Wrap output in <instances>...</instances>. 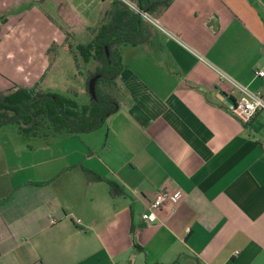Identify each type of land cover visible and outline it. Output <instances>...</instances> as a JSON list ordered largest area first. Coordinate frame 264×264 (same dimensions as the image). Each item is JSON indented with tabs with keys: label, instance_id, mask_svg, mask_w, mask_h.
<instances>
[{
	"label": "crops",
	"instance_id": "crops-1",
	"mask_svg": "<svg viewBox=\"0 0 264 264\" xmlns=\"http://www.w3.org/2000/svg\"><path fill=\"white\" fill-rule=\"evenodd\" d=\"M25 1L0 0V91L39 82L35 57L69 34L141 43L118 46L119 108L103 127L26 139L12 162L0 145V264H264V113L245 123L218 98L221 74L264 97V0L144 1L163 30L118 0L9 13ZM164 187L183 200L145 222Z\"/></svg>",
	"mask_w": 264,
	"mask_h": 264
},
{
	"label": "trees",
	"instance_id": "trees-1",
	"mask_svg": "<svg viewBox=\"0 0 264 264\" xmlns=\"http://www.w3.org/2000/svg\"><path fill=\"white\" fill-rule=\"evenodd\" d=\"M144 1L147 0H136V4L147 12ZM171 1L160 0V3L166 6ZM117 2L124 5L120 1ZM68 38L72 39L70 35H67L66 39ZM123 43L136 45L141 42L127 37L97 38L88 44L75 46L76 53H73V58L76 63L78 56L84 64L91 61L98 63L96 70L90 73L86 81V90L89 93L90 79L100 75L96 82V99L90 96L87 103H80L75 94L72 96L71 93L44 92L41 81L32 87L14 85L8 91H0V130L6 126H15L17 132L26 139L51 141L91 133L103 127L106 120L119 108L116 81L123 71V65L118 46ZM71 46L69 42L66 45L67 49ZM96 179L100 181L102 178L98 176ZM109 186L111 195L116 196L118 187L111 182Z\"/></svg>",
	"mask_w": 264,
	"mask_h": 264
},
{
	"label": "rangeland",
	"instance_id": "rangeland-1",
	"mask_svg": "<svg viewBox=\"0 0 264 264\" xmlns=\"http://www.w3.org/2000/svg\"><path fill=\"white\" fill-rule=\"evenodd\" d=\"M32 6L41 8L31 0H28L22 2L15 11L10 10L9 13L22 14L24 11H28ZM2 18L0 17V20ZM15 41L20 47H22L25 42L24 39H16ZM58 41L59 43L55 40L53 42H48L46 46L49 45V49L45 54L43 53L35 57L37 60L36 62H43L45 63L43 66L47 67L43 72L42 70L35 72L36 76L40 77L39 80L42 84L41 88L46 92L53 91L61 94L71 93L72 96L75 94V98L80 103H87L90 99V95L86 90V81L90 73L96 70L98 63L96 61H91L89 64H84L79 56L78 63L75 62L73 58V53H76L75 46L82 40L65 38L63 40L58 39ZM88 41L89 39L84 40V42ZM38 42L39 41H37V43ZM68 42L71 43L72 46L67 49L66 45ZM24 140H26V138L17 132L15 126H6L0 130V145L7 150L6 152L10 162L13 160L10 146L22 144ZM31 142L37 144L38 140L33 139L28 143L32 145Z\"/></svg>",
	"mask_w": 264,
	"mask_h": 264
},
{
	"label": "built area",
	"instance_id": "built-area-1",
	"mask_svg": "<svg viewBox=\"0 0 264 264\" xmlns=\"http://www.w3.org/2000/svg\"><path fill=\"white\" fill-rule=\"evenodd\" d=\"M118 1L122 2L146 22L163 30L162 26L158 24L148 12L141 9L135 2L131 0ZM254 75L257 78H264V66L257 68L254 71ZM221 78L222 82H226L230 86L226 94L234 100V104L229 107L233 116L247 123L257 114L264 113V97L261 92H253L226 75L221 74ZM183 198L184 193L180 190L171 191L166 187L162 188L149 204L147 211L142 215V219L147 223L156 222L158 219L157 214L159 212L166 207H174L178 205ZM78 223H80V221H78ZM49 224L54 225L56 224V221L54 219H50Z\"/></svg>",
	"mask_w": 264,
	"mask_h": 264
},
{
	"label": "water",
	"instance_id": "water-1",
	"mask_svg": "<svg viewBox=\"0 0 264 264\" xmlns=\"http://www.w3.org/2000/svg\"><path fill=\"white\" fill-rule=\"evenodd\" d=\"M99 78H100V75H96L93 78H91L89 81L88 91L92 99H96V82ZM218 98L222 100L223 102L229 103L230 105L234 104V100L232 98H229L227 94L224 93L223 91L219 92Z\"/></svg>",
	"mask_w": 264,
	"mask_h": 264
}]
</instances>
